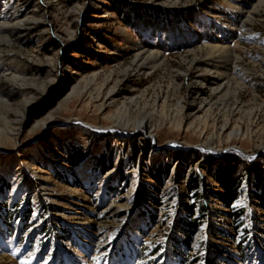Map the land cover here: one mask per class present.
<instances>
[{
    "label": "rangeland",
    "instance_id": "rangeland-1",
    "mask_svg": "<svg viewBox=\"0 0 264 264\" xmlns=\"http://www.w3.org/2000/svg\"><path fill=\"white\" fill-rule=\"evenodd\" d=\"M225 1L0 0V14L32 24L9 42L0 33V264L264 257L252 175L228 208L203 169L231 153L239 170H264V4L233 28L228 68L212 76L226 88L210 90L202 41L171 46L178 31L224 25ZM140 42L167 43L163 62L142 68ZM6 167L25 174L19 196ZM189 172L201 179L196 194Z\"/></svg>",
    "mask_w": 264,
    "mask_h": 264
},
{
    "label": "bare ground",
    "instance_id": "bare-ground-1",
    "mask_svg": "<svg viewBox=\"0 0 264 264\" xmlns=\"http://www.w3.org/2000/svg\"><path fill=\"white\" fill-rule=\"evenodd\" d=\"M263 4L264 0H226L224 5L225 7L230 8L231 13L228 14V19H221V21L224 22V25L220 26L217 24L218 27H211L210 29L207 28L204 31H198L195 28L194 31L191 33L189 32L190 35H187L186 38H183L182 34L180 35V31L174 35L175 38L172 36L174 38L171 45L172 47H179L182 44L184 47H188L193 41H202L204 43V46L211 55V57L206 61L205 69L209 77L207 78V81L210 85L209 88L211 91H219L221 88L225 87V84L216 87L218 79L212 78V76L217 75L222 71H226L228 68L227 66L230 63V56L232 52L230 47H228V42L234 36L235 29L233 28L249 21L256 8ZM26 16L24 15L22 19L13 21L12 15L5 14L4 12L0 14V19L3 21L0 24V33L5 36L7 41L11 38H15L14 30L19 29L20 26L27 27L32 25L29 23V17ZM226 28H230V31L226 32ZM135 46L137 48L136 58L139 65L142 68L148 69L154 68V66H158L162 63L164 60V52L169 48L167 43L146 44L144 42H140ZM213 64H215V66ZM16 120H18L17 117L15 122ZM20 122L21 121H19V123ZM5 172L6 175L11 176L14 185V189L10 197L19 196L20 193L24 191V187L26 185L24 172L14 167H6ZM257 255L259 256L258 260L255 261L254 264H264V257L262 254L258 253Z\"/></svg>",
    "mask_w": 264,
    "mask_h": 264
},
{
    "label": "trees",
    "instance_id": "trees-1",
    "mask_svg": "<svg viewBox=\"0 0 264 264\" xmlns=\"http://www.w3.org/2000/svg\"><path fill=\"white\" fill-rule=\"evenodd\" d=\"M112 3H121L124 5L127 0H109ZM88 13H92L88 11ZM139 146L135 143L131 144L129 148L126 150L128 153L127 155L131 157L132 160L135 159L136 154L139 152ZM78 153V154H77ZM76 154L72 155L70 154L68 157V161L72 162L73 164H76L80 162V160L83 158L81 152H77ZM181 152L175 153V160L178 162L183 163V160H188L187 157L183 159ZM225 154L229 156H225ZM72 155V156H71ZM235 156V155H234ZM231 155V153H223L220 156H212L205 159V163L203 166L204 173L207 178H211L214 181L217 182V186L219 185L220 188H216L217 197L223 204L227 205L228 208H230L233 204V202L238 197V186L240 185L242 181V176L244 172L249 173L252 175L253 185H254V192H255V198H257V202L259 203L264 210V170H259L256 168L254 171H249L251 168H247L244 166L241 170H239L241 167L240 161ZM71 157L73 159H71ZM195 159V158H194ZM190 161V160H189ZM195 161V160H194ZM194 161L188 162V167L190 168ZM240 167V168H239ZM249 169V170H248ZM201 179L197 177V175H194V172H189V176L186 178V190L189 193H195L198 192L200 188ZM186 211L190 214L192 212L191 206H185ZM230 213V212H229ZM234 217L235 214H230ZM238 218V217H237Z\"/></svg>",
    "mask_w": 264,
    "mask_h": 264
}]
</instances>
